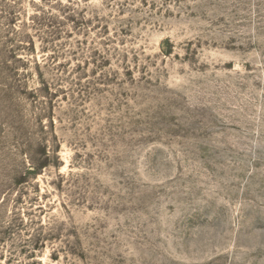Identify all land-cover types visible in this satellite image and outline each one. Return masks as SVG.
Masks as SVG:
<instances>
[{
	"label": "rangeland",
	"instance_id": "374dc122",
	"mask_svg": "<svg viewBox=\"0 0 264 264\" xmlns=\"http://www.w3.org/2000/svg\"><path fill=\"white\" fill-rule=\"evenodd\" d=\"M0 264H264V0H0Z\"/></svg>",
	"mask_w": 264,
	"mask_h": 264
}]
</instances>
